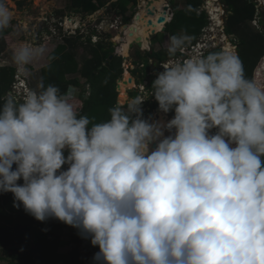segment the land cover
Instances as JSON below:
<instances>
[{"label": "clouds", "instance_id": "obj_1", "mask_svg": "<svg viewBox=\"0 0 264 264\" xmlns=\"http://www.w3.org/2000/svg\"><path fill=\"white\" fill-rule=\"evenodd\" d=\"M15 19L0 0V32ZM189 39L171 36L167 53ZM209 50L156 72L149 95L174 113L163 123L142 118L139 97L95 122L42 78L5 94L0 192L38 221L77 228L98 246L95 264H264V86L231 50ZM44 54L15 39L0 63L24 71Z\"/></svg>", "mask_w": 264, "mask_h": 264}, {"label": "trees", "instance_id": "obj_2", "mask_svg": "<svg viewBox=\"0 0 264 264\" xmlns=\"http://www.w3.org/2000/svg\"><path fill=\"white\" fill-rule=\"evenodd\" d=\"M219 1L224 5L226 12L224 32L234 37L237 56L243 64L245 76L253 80L254 71L264 56V32L255 30L250 25L256 14V3L252 0ZM106 3V0H68L67 9L73 13L88 15L96 12ZM137 3L138 0H115L109 6L121 17L122 22L127 23L129 18L125 14L128 6H136ZM203 3L204 0H183L181 8L173 3L171 20L165 25V32L169 38L180 33L187 35L191 42L196 41L201 30L209 23L207 13L200 9ZM260 23L262 24L263 21ZM78 32L74 35L62 36L63 42L47 55L49 63L41 70L42 80L45 86L56 85L65 95L70 86L80 88L84 93H87V88L90 87L87 98L79 96L82 104L77 110L82 115L94 117L95 122H101L109 118L108 110L117 106L116 81L121 79L123 60L113 54V43L108 41V36L91 43L90 35L96 33L94 30L90 35L84 34L89 35L85 38V42L80 40L81 36ZM78 46H82L85 51L80 62L76 59ZM4 50L5 43L0 37V53ZM219 50L220 48H215L205 54ZM119 54L122 55L120 52ZM110 56L112 57L109 58ZM144 56L146 71L149 69L146 57H151L157 62L165 57L164 54L153 50L146 51ZM15 71L14 65L0 64V103L2 97L11 91ZM136 71H138L136 68L132 70V72ZM146 71L136 84L142 83ZM76 74L78 77L68 78ZM80 78L85 80L83 84ZM128 79L129 77L124 76V80L120 83H126ZM119 93V102H122L127 97L126 91L120 89ZM129 96L136 98L137 92H129ZM151 108H158L157 102H154ZM173 114L169 111L166 115L172 118ZM65 226L69 225L55 218H48L45 221L36 220L26 213L22 206L14 207L11 192H0V260L5 261L6 264H95L92 258L93 254L98 252V246H93L90 239L85 238L79 230L70 231L68 238L62 239V229ZM71 243L74 246L68 253L58 251L59 248ZM83 256H86V260Z\"/></svg>", "mask_w": 264, "mask_h": 264}, {"label": "rangeland", "instance_id": "obj_3", "mask_svg": "<svg viewBox=\"0 0 264 264\" xmlns=\"http://www.w3.org/2000/svg\"><path fill=\"white\" fill-rule=\"evenodd\" d=\"M112 1H115V0H106L107 3L105 6L101 7L99 10H97L93 14L85 15L81 13H73L72 11L68 10L67 9L68 0H10L11 7L16 14V19L13 21V27H10L9 29L4 30L1 33L0 37L1 39H3L5 43V50L7 49L9 44L15 39H25V38L30 39L31 42L39 46H42L45 49L44 56H42L38 61L30 65L26 70L21 71L15 66L16 71H15L14 82L12 83V87L19 85V83L16 82L17 80H24L21 83V85H24L26 89L34 88L36 86V83L42 78L41 70L43 69L44 66H46L49 63L47 59V55L58 44H61L63 42L61 39L62 36L66 34L69 28H71V33H73V35L76 34L77 31H79L78 35L81 36L80 40L84 42L86 41L85 38L92 33V30H94L98 36L95 38H92V35H90L91 43H95L100 38H103V37L105 38L108 36L107 37L108 41L110 40L113 43V47H114L113 54L115 52L118 53V55H119V52L122 54V55H119L123 60L122 61L123 72H122L121 80L124 79V76L129 77V78L133 76L135 81L132 82V79H131L130 83L128 82L123 83L121 87H120L121 83L119 84V91L117 95L118 105L122 106L125 103H127L129 99H131L128 93L127 97H125V100H123L122 102H119L120 101L119 100L120 88L121 90L123 91L125 90L126 92L135 91L137 92V95L141 94L142 97L145 98L144 93H140L139 91V85H136L135 83L137 82L136 75L139 72L140 73L145 72L144 69L141 70L138 68V64L139 62L143 61V59H145L144 54L147 51L145 49L148 48L149 40L151 44L149 45V48L151 49V51L154 50L158 53H161L162 55L164 54L165 57L162 59V61L167 60L166 54H167V43L169 41V35L165 31L152 35L150 34L151 32L148 31L147 29L148 24H146V27L143 26L145 21L151 18L150 15L145 14V11H144L145 6L141 4L142 2L145 3L146 0H140V4L138 2L136 6H131V5L128 6V10L125 14L129 18V21L127 23L122 22L121 17L118 16L114 12V10L110 8L109 5ZM162 1L163 3L167 2V0H162ZM171 2L172 4L173 3L178 4L180 8L183 7V0H171ZM214 2H216V0H214ZM261 2L264 4V0H261ZM154 4H156V2H154ZM203 5L204 6L206 5V0H204ZM203 5L201 6L200 9L204 8ZM221 7L224 11V8L222 5ZM258 10H259V14L261 13L262 16L259 17L256 20V22H253V23L250 22V25L255 30H260L264 32V5H262V7H259ZM223 11H221L219 19L216 20L212 18L209 11L206 10L208 20L209 18L212 19V21L209 20L210 26L208 27L207 39L209 42H212L211 47L223 44L224 47H222V49L231 48L232 50L231 49L230 50L234 52L235 49L233 48V46H230L229 44H227L226 41H224L223 36L219 32V28L217 27V25H215L217 24L218 21L220 22L223 21V25H224V19L226 16V12L225 11L223 12ZM135 15H140V17L144 16L143 17L144 20H140V19L137 20L136 18H134ZM260 21H263V23L261 24ZM17 22L27 25L28 27L27 36L17 37L15 35L14 28ZM67 22H69V24H67ZM66 24L68 25V28L65 27ZM130 26L131 27L137 26L138 31H136L135 33L134 32L132 33L131 31L132 28L131 29L129 28ZM76 27L77 29L75 30ZM158 31L160 30H158L157 28L155 32H158ZM84 34H89V35H84ZM69 35L71 34H68L67 36ZM138 37H140V39H138ZM139 40L142 42L141 46L137 47L133 45V47L129 50L130 48L129 43L131 44L132 42H139ZM189 41L190 40H188V42ZM233 43H235L234 37H233ZM198 48H200V46H198L197 49ZM5 50L3 51V53L5 52ZM84 54H85L84 48L82 46H78L76 59L79 62L81 61V58ZM3 59L4 57L0 56V60H3ZM0 64L4 65L3 63H0ZM7 64L13 65L11 62ZM258 64L259 65H257L258 66L257 68L260 73H259V76L255 75V71L257 69L256 68L253 74V80L257 84L262 85V79L264 80V58L260 60ZM131 65H133L134 68H136L138 71L132 72L129 70L130 72H124L126 67L130 69ZM154 67H155L154 64H152L151 65L152 69H150L152 77L150 79H147V81L150 80V82H152V80L155 79L156 72H159L157 67L155 68ZM74 76L78 77V74L68 76V78H71ZM140 80L141 79L139 78V81ZM84 81H85L84 79L80 78V82L82 84L84 83ZM130 84L132 85V87L130 86ZM148 84L150 83L148 82ZM146 86L147 85L145 84L144 90L146 91V94L148 93L150 94V91L147 90ZM16 91L19 92L18 89ZM149 94L146 95L147 97L145 100V104L142 107H140L142 111V118L149 119V122L159 121L162 123L170 120L171 118L165 119V117L163 116V113L160 112L158 108L151 109L152 104L149 103V99H148V97L150 96ZM80 95L85 96L87 95V93L81 92L80 88H76L72 86L69 87L68 92L66 94L68 102L72 103L76 107V109L79 108L82 104L81 100L79 99ZM147 104L148 106H150L149 110L146 108ZM158 111L160 112V114H158ZM215 131H216L215 129L211 130V132L213 133ZM164 134L168 135L167 132H165ZM72 230L77 231L78 229L70 225L65 226L62 229L61 238L62 239L68 238L69 232ZM73 246L74 244L71 243L65 247L59 248L58 251L61 253H68L69 250ZM83 258L86 260V256H83ZM0 264H6V262L3 260H0Z\"/></svg>", "mask_w": 264, "mask_h": 264}, {"label": "built area", "instance_id": "obj_4", "mask_svg": "<svg viewBox=\"0 0 264 264\" xmlns=\"http://www.w3.org/2000/svg\"><path fill=\"white\" fill-rule=\"evenodd\" d=\"M255 3H256V14H255V17H254V19L251 21L252 23L253 22H256V20L259 18V17H261L262 15H261V13L259 14V10H258V8L259 7H262V5H264L262 2H261V0H255L254 1ZM218 6H219V8L221 9V11H223V9H222V7H221V5L222 4H220L219 3V1L218 0H216V2H215ZM261 3H262V5H261ZM204 6V5H203ZM223 6V5H222ZM223 8H224V6H223ZM201 10H205V12H206V10L208 11V9L206 8V5L204 6V8H202ZM224 11H225V9H224ZM223 11V12H224ZM207 13V12H206ZM209 15V14H208ZM210 16V15H209ZM168 17V20H166V24L171 20V17H172V14L171 15H165V18H167ZM209 20L210 21H212V19L211 18H209ZM220 21H218L217 22V27L219 28V32H220V34L223 36V39H224V41H226L227 42V44H229L230 46H233V48L235 49L234 50V53L237 55V45H236V42L235 43H233V36L232 35H226L225 34V32H224V25H223V21L222 22H220ZM164 24V23H163ZM221 25V26H220ZM210 25H209V23L201 30V33H200V35H199V37L196 39V41L195 42H191V41H189V42H187V44H186V47L184 48V51L182 52V53H178L175 57H169L167 60H165V61H160V62H156V61H154V59L153 58H147L146 57V64H148L149 65V69H147V72H146V77H144V79H143V83L141 84H136V85H139V91H140V93H144V96H145V98H143L142 97V95L141 94H139V95H137V97H139V98H142V99H144V101H142L141 102V104L139 105V107H142L144 104H145V100H146V91L144 90V88H145V84L147 85L146 87H147V90L148 91H150L151 92V89H149L150 88V86H151V82H150V80H148L147 81V79H150L152 76H151V70L150 69H152L151 68V65L152 64H154V66L155 67H157V69L159 70V71H162L163 70V65H165V64H167V63H170V62H172L173 60H176V59H181V58H187L191 53H192V51H195V54H203L204 53V51H203V49L206 47V48H208V49H215V48H220V49H222V47H224V45L223 44H221V45H217V46H214V47H211V44H212V42H209L208 41V39H207V33H208V27H209ZM68 34H71V35H73V33H71V29L68 31ZM98 35L96 34V33H93L92 34V38H95V37H97ZM210 36V35H209ZM198 46H200V48H202V49H200V48H198L197 49V47ZM131 49V48H130ZM129 49V50H130ZM146 50H150L149 49V44H148V48L146 49ZM189 53V54H188ZM264 58V56L261 58V60ZM144 67H145V63H144V61H141V62H139V64H138V68L139 69H141V70H143L144 69ZM154 67V68H155ZM134 69V66L133 65H131V67H130V69L128 68V67H126V69L124 70V72L125 71H127V72H130V71H132ZM130 70V71H129ZM146 71V70H145ZM131 74V73H130ZM140 74V75H139ZM141 75H143V72L142 73H138L137 75H136V80H138L139 78H140V76ZM132 77V79H133V82L135 81V79H134V77L133 76H131ZM138 77V78H137ZM123 80V79H122ZM21 81V80H20ZM121 82V79H119V81H118V83H120ZM148 82L150 83V84H148ZM136 83V82H135ZM135 85V84H134ZM134 85H133V87H134ZM22 86L21 85V83L19 82V85L18 86H13L12 87V91H10V92H12V93H15L16 92V90L17 89H19L20 87ZM127 93V95H128V92H126ZM148 109V108H147Z\"/></svg>", "mask_w": 264, "mask_h": 264}, {"label": "water", "instance_id": "obj_5", "mask_svg": "<svg viewBox=\"0 0 264 264\" xmlns=\"http://www.w3.org/2000/svg\"><path fill=\"white\" fill-rule=\"evenodd\" d=\"M153 0H146V11H147V13H148V15H151V16H154L155 14H157L158 13V16H157V18H156V23H158V24H160V23H164L163 24V26H162V28H161V30L160 31H158V32H164L165 31V25H166V21H165V15H166V13L168 14V15H171L172 14V10H173V4H172V2H171V0H167V2L165 3V5L163 6V8H162V11L163 12H158L156 9H151L150 7H151V2H152ZM219 1V0H218ZM138 2H139V4H140V0H138ZM134 18H138V15H135V17ZM152 24V21L151 20H149L148 21V25H151ZM158 32H155L154 30H152V32L150 33V34H152V35H154V34H157ZM133 45H135V46H137V47H140V45H141V43L140 42H132L131 44H130V48H132L133 47ZM129 48V49H130ZM114 55L115 56H119L118 55V53H114ZM112 56H110L109 58H111ZM169 57H173V56H170L169 55ZM99 68H101V67H99ZM132 78V77H131ZM131 78H129L128 79V81L127 82H130L131 81ZM119 81V79H117V81H116V90H117V92L119 91V83H117ZM90 87H88L87 88V95H88V93L90 92ZM87 95H83L85 98H87ZM126 95H127V93H126ZM118 105V104H117ZM153 147H154V145H152Z\"/></svg>", "mask_w": 264, "mask_h": 264}, {"label": "bare ground", "instance_id": "obj_6", "mask_svg": "<svg viewBox=\"0 0 264 264\" xmlns=\"http://www.w3.org/2000/svg\"><path fill=\"white\" fill-rule=\"evenodd\" d=\"M160 1L162 2V0H153L152 2H156V4H154L153 5V7H152V10L153 9H156L158 12H159V4H160ZM152 2L150 3V4H152ZM142 5H144L145 6V14H148L147 13V11H146V1H145V3H141ZM206 5H207V9H208V11H209V13H210V15L212 16V18H214V19H216V20H218L219 19V16H220V14H221V9L219 8V6L214 2V0H206ZM160 13V12H159ZM151 16V15H150ZM157 16H158V13L157 14H155L154 16H151V18H149L148 20H147V24H148V21L149 20H151L152 21V24H151V29L149 30V28H147L148 29V31H150V32H152V30H154V31H156V29L157 28H159V29H161L162 28V26H163V24L162 23H160V24H158V23H156V18H157ZM144 16H141L140 17V15H138V18H136L137 20L138 19H140V20H144V18H143ZM152 17H154V18H152ZM153 20L155 21V23H153ZM216 23V22H215ZM214 23V24H215ZM67 24H69V22H67ZM215 25H217V24H215ZM143 26H145L146 27V23H144L143 24ZM132 28H137V26H132ZM215 28V27H214ZM138 31V30H137ZM133 33V32H132ZM138 39H140V37H138ZM139 42L142 44V42L139 40ZM129 45H130V43H129ZM141 46V45H140ZM227 47H229V46H227ZM231 49V48H230ZM229 49V50H230ZM232 50V49H231ZM125 72H127V71H125ZM259 71H258V68L256 69V71H255V75L256 76H259ZM124 80V79H123ZM122 80V81H123ZM123 84V83H122ZM121 84V85H122ZM121 85H120V87H121ZM130 86L132 87V85L130 84ZM121 89V88H120ZM123 91V90H122ZM125 91V90H124Z\"/></svg>", "mask_w": 264, "mask_h": 264}, {"label": "flooded vegetation", "instance_id": "obj_7", "mask_svg": "<svg viewBox=\"0 0 264 264\" xmlns=\"http://www.w3.org/2000/svg\"><path fill=\"white\" fill-rule=\"evenodd\" d=\"M153 5H154V2H152V4H151V7H150L151 9H152ZM164 5H165V3H163V1H162V2L160 1V4H159V6H160V7H159V12H163V11H162V8H163ZM166 15H167V13H166ZM166 20H168V17L165 18V21H166ZM145 23L147 24V21H145ZM153 23H155L154 20H153ZM162 24H163V23H162ZM160 25H161V24H160ZM129 28L131 29L132 27L130 26ZM147 28H149V30H150V29H151V25H148ZM137 30H138V27H137V28H132L131 31L135 33ZM158 30H161V29L158 28ZM131 31H130V32H131ZM128 93H129V92H128ZM148 94H149V93H148ZM148 94H147V95H148ZM148 99H149V103H151V104H153L154 102H156V100L154 99V97L151 96V95L148 97ZM147 103H148V102H147ZM146 108H148V110H149V109H150V106H148V104H147V105H146ZM151 109H152V108H151ZM146 110H147V109H146ZM158 114H160V113H158ZM158 114H157V115H158ZM163 116L165 117V119L170 118V117L167 116L165 113H163ZM147 120H149V119H147Z\"/></svg>", "mask_w": 264, "mask_h": 264}, {"label": "crops", "instance_id": "obj_8", "mask_svg": "<svg viewBox=\"0 0 264 264\" xmlns=\"http://www.w3.org/2000/svg\"><path fill=\"white\" fill-rule=\"evenodd\" d=\"M253 1V0H252ZM221 3V2H220ZM180 8V7H179ZM150 39V38H149ZM149 45H151L150 44V40H149ZM150 49V48H149ZM154 51V50H153ZM154 52H156V51H154ZM166 56H167V59L169 58V54L167 53L166 54ZM154 61H156L157 62V60H154ZM263 84H264V80L262 79V86H263ZM10 93V92H9Z\"/></svg>", "mask_w": 264, "mask_h": 264}]
</instances>
